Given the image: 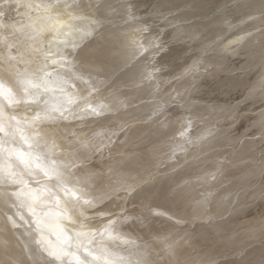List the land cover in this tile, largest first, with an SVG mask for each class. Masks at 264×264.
<instances>
[{
  "label": "rangeland",
  "instance_id": "1",
  "mask_svg": "<svg viewBox=\"0 0 264 264\" xmlns=\"http://www.w3.org/2000/svg\"><path fill=\"white\" fill-rule=\"evenodd\" d=\"M35 5L42 9L37 10ZM59 6V9L66 10L69 17L65 22L68 27L64 24V28L54 32L40 28L22 31L24 22L37 19L40 12L49 14ZM106 42L108 45L105 46ZM36 54L42 62L38 71H46L42 70L41 77H46L44 82L56 85L54 91L60 88L67 90L61 96L59 108L50 112V118L41 121L56 129L53 136L56 145L58 142L64 143H58L60 145L53 152H57L55 156L58 154L67 158L64 160L68 163L66 166H72H67V176L81 179V175L92 174L88 176L91 178L88 182L86 176L85 182L81 179L83 183L77 185L81 202L78 201L79 206L76 202V208L82 207L83 210L78 209V215L89 222V227L100 224L99 227L106 231L105 237H102L104 243L102 238L98 240L99 248L106 247L104 251L108 255L125 261V264H264V132L258 135L250 133L249 136L246 132L254 128V116L259 111L264 112V0H0V63L6 61L28 70L27 65ZM35 77L32 74L29 79L39 85L45 84ZM255 82L259 90L248 96L254 89L249 84ZM43 89V95L47 97H39L36 102H46L48 97H52L48 88ZM248 108L250 110L246 111ZM184 117L201 120L203 129L199 130L206 133V138L204 136L199 143L209 138L213 142L223 140L212 150L214 153L203 152L198 145L189 148L178 146L177 140L182 131L177 129V125ZM156 122L161 123L159 133L155 132ZM21 129L24 127L16 133L3 131L0 143L12 139L16 144L29 148L34 140L28 138L23 142ZM195 129L198 130V127ZM245 132L247 136L240 142L246 139L250 144L242 146L241 159L232 160L242 167L238 165L241 168L239 173L235 177H231L230 173L231 180L228 176L226 178V173L232 170L230 166V170L226 169L228 172H220L217 176V180L225 182L222 185L219 181L222 187L235 185V190L225 197L228 202L219 210L207 212L209 215L200 214L199 211L195 215V208L200 206L202 211L201 204L206 198L209 200L219 195L221 187L215 191L216 187L202 188L203 184H192L188 178L191 172H187L183 168L184 163L180 162L209 156L210 164L223 157L224 153L227 155L235 145L230 141ZM226 139L228 142L224 143ZM240 142L234 152L241 149ZM158 146L164 151L159 155L150 153ZM192 150L195 156L191 160L183 159ZM141 153L143 156L138 157ZM136 163L141 169L135 171L129 166H137ZM133 171L135 176L131 174ZM137 172L147 174V177ZM106 174L111 178L108 179ZM122 175L127 176L124 178ZM17 176L4 179V182L11 183ZM219 176H225V179ZM101 177L109 190H104ZM90 180L94 182L90 183ZM117 180L124 185L127 182L133 184L126 187ZM93 183L103 186L100 187L103 190L98 186L94 188ZM84 193L86 199L82 197ZM169 193H182L185 199L177 219L175 215L168 214L178 208L170 205ZM136 194L147 200H138ZM95 195L98 196L97 200ZM100 196H103L102 199ZM90 198L96 202L90 201ZM86 203L94 211L88 210ZM5 208L16 211L12 206L0 204V211ZM84 210L87 214H83ZM183 214H187V218L183 219ZM189 214L197 218H190ZM107 217L112 218L109 220ZM112 219L115 223L123 224L121 231L118 228L120 224L114 229L116 225ZM108 222L111 228L107 227ZM116 229L121 233L114 232ZM143 229H147V232ZM138 230L142 234H138ZM188 231H191L190 235ZM128 234L132 237L128 236L127 240ZM136 237L140 238L138 242ZM118 238H125L126 242H122V239L117 241ZM113 242L115 245L119 243L121 253ZM153 242L163 245L158 244L159 249L157 243ZM142 249L145 251L142 252ZM165 249H170L171 253L168 254ZM70 261L69 264L77 263L73 259Z\"/></svg>",
  "mask_w": 264,
  "mask_h": 264
},
{
  "label": "bare ground",
  "instance_id": "2",
  "mask_svg": "<svg viewBox=\"0 0 264 264\" xmlns=\"http://www.w3.org/2000/svg\"><path fill=\"white\" fill-rule=\"evenodd\" d=\"M39 5L43 6L41 4H39ZM40 6H38V5L36 6L35 5L37 10H41L42 9V7H40ZM59 8H61V7L59 6L58 8H56L54 11H52L49 14L46 13V12L38 13V15L36 16L37 19H32V20H28V21L24 22V24H23L24 26H22V28H21L22 31L26 30L27 32H29V31H31V30H33L35 28L46 29V30H50V31H53V32L56 31V30H60V28L63 27L64 24L66 25L65 22H67L69 17L66 15V12H65L66 10L63 9L64 7L62 8L63 10H61ZM69 26H71V25L69 24ZM66 27H68V26L66 25ZM66 29H65V31H66ZM103 45H104V43H103ZM106 45H108L107 42L105 43V46ZM41 64H42V62H41L39 56H37V54L34 56L33 61H31V63L27 65V66H29L28 70H27V68H24L25 70H22L23 69L22 67L16 66V65H14L12 63H7L6 61L0 63V136L3 134V131H5V132L9 131L11 133H16V132H18L20 130L21 127H24V129H21V131H23L22 132L23 142L26 141L28 138L34 140V143L31 144V146L29 148H25V145H23V144H16L15 140H12V139H10L6 143L5 142H1L0 143V204H7L8 206H12L13 208H16V211H12V212L9 211V210L7 211V208L2 209L0 211V264H64V263L65 264H69V262H72V261H70L72 259L74 261L75 260L77 261V263L74 262L72 264H125V261L119 260V259H117L115 257H112V256L108 255L109 253L104 251V250H106L105 249L106 247L105 248H103L104 246H102V248L98 247V245L100 243V242L98 243V240L100 238H102V237H105L104 235H105L106 231H104V228L101 229V227H99L100 224H94V223H93L94 225L89 227L88 226L89 222L86 221L85 219H82L81 215L80 216L78 215V209L81 206L79 208L78 207L76 208V204H77L76 202H78V201L81 202L79 200V198H81L80 197L81 193L79 192L80 195L78 196V193H77L78 192L77 191L78 187H77V185L82 184L83 182H81V179H83L82 181H84V179L86 178L87 175L86 176L81 175V176H83V178H81V176H80L81 179H75V177H74V179H72V177L70 178L69 176H67V174H66L68 172L67 169H69L68 167H72V166L67 165L68 166L67 167L66 164H68V163L66 161H64V160H67V158H65L64 156L60 157L58 154H57V156H55L54 154H56L57 152L56 153L53 152V150L55 148H58V146L60 144L64 145V143L62 144V142H58L60 144L58 145V143H57V145H56V143H54L55 140H53V138H54L53 136L57 132L56 129H54L53 127L51 128L49 125H45V123L41 121L43 119L50 118L51 117L50 116L51 115L50 112L53 111V110H57L59 108L61 96H63V94H65L67 92V90L64 89V88H60L59 91L58 90L54 91L53 88H55L56 85H53L52 83H47L46 84L44 82L46 80V77H45V79L41 77L43 75V71L44 70L40 69V71H38V69L41 67ZM44 72H46V71H44ZM32 74H35L36 77L41 82H44L45 84L39 85L37 82L31 81L29 78H30V76H32ZM148 76H151V73H148ZM40 78H42V79H40ZM49 85H51L50 88H49ZM249 85L253 86L254 89H253V91L249 92L248 96L253 94L255 92V90H257V91L259 90V89H257L258 83L255 82V83H252V84H249ZM43 88H48V90L52 92V97L53 98L52 97L51 98L48 97L49 99L47 98L46 102H44V101L43 102H36V99L39 98V97H47L46 95H43V90H44ZM245 97H247V96H245ZM17 102H19V104H16ZM154 106H155V104H154ZM247 110L249 111L250 108L246 109V111ZM254 118H256V120L252 122L253 125H254V128H251V129L249 128L250 130L246 131L248 136H249L250 133L252 135H255V134L258 135V134H262V132H264V127H263L264 126V112L263 111H259L254 116ZM158 120H159V118H158ZM248 120H249V118H247L246 121H248ZM127 122H129V121H127ZM159 123L156 122V124H155V127H156L155 128V132L156 133H159V131H158ZM150 124H152V123H150ZM153 124H154V122H153ZM194 124L197 125L196 127L195 126L194 127L195 128L198 127V130L195 129L193 126L191 127V125H194ZM200 124H202L201 120L190 119L189 117L182 118L181 122H179L178 125H177V129L182 131L181 135L179 136V138L177 140V142L179 141V145L178 146L180 148H183V147L189 148V147H192L194 145H198L199 150L202 149L203 152L211 151L210 154H212V153L215 152V151H212V150H214V148H216V146L218 144H221L223 140H220L221 142H213L209 138V139H206L204 141V143H202V144L199 143L200 140L206 135V133H204L203 131L199 130V129H203V127H201ZM189 125H190L191 128H189ZM247 127H249V126L247 125ZM246 130H248V128ZM133 132H135V131H133ZM246 132L243 133V134H240L235 140H231L230 141V142H232V144H235V145L232 146V149H230V151H229V153H227V155H226V153H224L223 157L225 155L227 157H224V158L221 157L218 160L216 159L214 162H211L210 164H209V162L211 161V157H209V156H206V157H203L201 159L194 160V161L180 162V163H184L182 165H183V168H185V170H187V172L188 171L191 172L190 176L188 178H189V180H191L192 184H194V185H197V184H203L204 185L205 184L204 186L202 185V188H204V187L207 188L208 186L216 187V188H214L215 191H218V189L220 190V188H218V187L219 186L221 187V190H220L221 192H218L219 195L212 196V198L209 197L210 198L209 200H207L206 197L203 198V199L206 198L205 202L207 204H205V202H204L206 207H204V204H201L203 206V208H204V209L202 208V211H200L201 210L200 206H199V208L196 207L195 208L196 209L195 215H196V212H198V211L200 212V214H202V213L205 214L206 213V215H207L208 214L207 212L212 213V212H214L216 210H219L220 208H222L223 205L226 204V202H228L225 199V197L227 195L231 194L235 190V185L227 187V188H224V187H222V185L225 182L220 181L221 179L217 180V176L219 175L220 172H222V173L228 172L231 167H232V170L229 171V173H226L227 174L226 178L228 176V179H230V177H229L231 175L230 173H232L231 177H233V175L235 177V175H237V173H239V171H240V169L242 167L240 166V164H237V162H232V160L235 161V158L241 159L242 156H243V155L240 156V154H242V152H241L242 146L243 145L245 146L246 144L247 145L250 144V143L248 144V142H250V141H247L246 139L243 140L242 143L240 142L245 136H247ZM31 136H33V138H31ZM254 137H256V136H254ZM204 138H206V136ZM104 139H105V136H104ZM153 139H154V137H153ZM162 140H163V138H162ZM254 141H255V139H254ZM227 142H228L227 139L224 140V143H227ZM239 142L241 143L240 144L241 145V149L239 151H237V152H234L233 150L238 148ZM155 143H156V141H155ZM261 143H262V141H261ZM77 145H78V143H77ZM202 145H204V146L202 147ZM61 147H60V149H61ZM75 147H76V145H75ZM75 147H73L74 148L73 150H75ZM248 147L250 148V146H248ZM258 147L259 146H257V148ZM67 148H69V147H67ZM135 148L133 150H135ZM63 149H66V147L63 148ZM68 150H70V149H68ZM139 150H141V149H139ZM161 151H162V147L158 146V148H155V149L151 150L150 153H152L154 155H159ZM262 151H264V150H262ZM130 152L131 151H129V154H131ZM189 152H190V150H189ZM193 153H195L194 150H192V153H189L188 155L185 154L186 156L183 155L184 158L183 157L182 158L186 159V160H191L195 156V155H193ZM260 155H261V153H260ZM142 156L143 155L141 153V156H138V157H142ZM252 156H253V154H252ZM145 157H146V155H145ZM164 157H168V156H164ZM252 159H253V157H252ZM70 160H72V159H70ZM208 160H209V162H208ZM254 160H256V159H254ZM260 161H261V158H260ZM77 162H76L75 166L78 165ZM80 162H82V161L80 160ZM206 162H208V164L203 167V164L204 163L206 164ZM262 163H264V162H262ZM138 164H139V162H138ZM166 164H167V162H166ZM136 165H137V163H136ZM255 166H257V165H255ZM73 167H74V165H73ZM129 167L131 169H135V171H136V169L140 168V166H138V165L137 166H132V167L129 166ZM74 168L76 169V167H74ZM228 168H229V170L226 171V169H228ZM71 169L69 171H71ZM77 169H79V168H77ZM144 169H146V168H144ZM251 169H253V168H251ZM262 169H263V167H262ZM74 170H72V172H74ZM223 171H225V172H223ZM12 172H14V175L12 174ZM75 172H78V171H75ZM251 172H252V170H251ZM254 172L252 174H254V176H256L255 175L256 173H254ZM132 173L134 174V171L131 172V174ZM222 173H221V175H222ZM244 173H246V172H244ZM121 174H123V173H120V175ZM133 174H132V176H135V174L134 175ZM257 174H259V172ZM110 175H111V173H110ZM114 175L115 174H113L112 177ZM140 175H141V173H140ZM146 175H143L142 177L146 178L147 177ZM14 176H17V179H14V181H12L11 183H5L6 181L4 182V179L5 180L6 179H10V178H12ZM88 176H87V179H88L87 182L89 181V179H91ZM90 176H92V174ZM97 176L99 177L100 175H97ZM105 176H107V174ZM254 176H253V178H254ZM98 177H97V179H98ZM102 177H104V175ZM102 177H101V180L103 179V182H102V184H103L105 179L102 178ZM118 177L120 178V176H118ZM123 177H121V179ZM136 177H137V175H136ZM176 177H177V175H176ZM224 177H220V178H224ZM238 177H239V175H238ZM77 178H79V176ZM107 178H108V176H107ZM110 178L111 177L109 176L108 179H110ZM116 178H117V175H116ZM116 178L113 179V180L115 181ZM94 179H96V178H94ZM129 179H127V180L125 179V180L128 181ZM93 180H90V183ZM121 181H124V179L121 180ZM121 181H118V183L121 182ZM219 181H220V183H222V185L219 183ZM227 182H229V181L227 180ZM208 183H210V184L207 185ZM86 184L88 185V183H86ZM115 184H116V182H115ZM121 184H122V182H121ZM132 184L133 183L130 184V182L128 184V182H127V184H125V185L127 187L128 185L130 186ZM90 185H89V188H90ZM99 185L100 184L95 185V183H93L92 186L93 187L95 186L94 188H96V186H98L99 188L104 186V184H103V186H99ZM108 185H107V187H108ZM122 185H124V184H122ZM75 186L77 187V189L71 188V187H75ZM84 186H86V185H84ZM92 186H91V189H92ZM105 186H104V190H106V189L109 190V188H106ZM225 187H226V185H225ZM84 188H87V186L84 187ZM84 188H82V189H84ZM88 189H86V190H88ZM100 189H102V188H100ZM110 189H111V187H110ZM197 189H200V188H197ZM108 190H107V192H108ZM81 192H82V190H81ZM259 192H260V190H259ZM93 193H95V192H93ZM151 193H153V192H151ZM155 193H157V192H155ZM87 194H88V192L86 193V195ZM137 194H139V192H137ZM137 194H136V197L138 196ZM167 194L168 193L166 192V195ZM181 194L176 193L175 195H172V193H169L170 197L167 196L168 198H170V199L167 198L169 200L170 205L172 207L173 206L178 207L176 209H172L173 211L170 210L172 213H168L169 215H175L174 217H176L178 215L179 216L181 215L180 214L181 213V209L184 207L183 203H184V200H185L182 197L183 195H181ZM187 194H189V193H187ZM84 195H85V193L82 195L83 198L86 197V196L84 197ZM88 195H87V197H88ZM97 195H99V194H97ZM97 195H95V196H97ZM113 195L115 197V191H114ZM148 195L150 197V194H148ZM148 195H146V196H148ZM156 195L157 194H155V197L158 198L157 196L159 195V193H158L157 196ZM189 195H191V194H189ZM110 196H112V195H110ZM199 196H201V198H202V195H199ZM102 197H101V199H102ZM160 197H161V195L159 196V198ZM97 198H98V196L96 197V200H97ZM137 198H138V200H142L143 199V197L142 198L137 197ZM152 198H154V197H152ZM154 199H150V200H154ZM203 199H202V201H203ZM93 200H94V198H93ZM93 200H91V198H90V201H93ZM109 200H110V197H109ZM143 200H147V198H145ZM143 200H142V202H143ZM100 201H102V200H100ZM229 201H231V200H229ZM79 202H78V206H79ZM83 202H84V200H83ZM88 202H89V200H88ZM210 204H212V205H210ZM86 205H87V203L85 204V206ZM211 206H213V208H210ZM87 207H88V205H87ZM81 208H80V210H83ZM84 208L87 211V208L86 207H84ZM89 209L90 208L88 207V210ZM91 209H93V208H91ZM195 209H193V210H195ZM84 211H83V214L84 213L87 214V212L86 211L84 212ZM91 211H94V210H91ZM187 211H186V213H187ZM89 212L90 211H88V213ZM81 214H82V212H81ZM184 215L185 214H183L184 218L181 216L183 219H185V217L188 216L187 214H186V216H184ZM193 215L194 214L190 215V218H194L195 215L194 216ZM213 215H211V216H213ZM82 216H84V215H82ZM89 216H93V214L92 215L90 214ZM97 216H99V215H97ZM87 217H88V215L85 218H87ZM203 217H205V216H203ZM93 218H95V217L93 216ZM109 218L111 219L112 217H107V219H109ZM179 218L180 217H178V219ZM196 218H197V216H196ZM196 218H194V219H196ZM201 218H202V216H201ZM115 219H117V218H114V220ZM175 219H177V217ZM211 220H213V219H211ZM112 221H113V219H112ZM112 221H110V222H112ZM103 222H105V221H103ZM110 222H108L107 224L109 225ZM113 222L115 223V221H113ZM107 224H106V226H107ZM119 224L120 223H115L116 227H114V229L117 228V225H119ZM112 225H114V224H112ZM120 225L121 226L118 227L119 230H120V227L123 226V224L121 223ZM110 226L111 225H109L107 227H110ZM174 226L176 227V225H174ZM221 227H220V229H221ZM253 228H255V227H253ZM121 229H123V228H121ZM110 230L112 231V229H110ZM108 231H109V228L107 230V233H108ZM115 231H118V230L116 229V230H114V232ZM120 231H118V232H120ZM143 231L147 232V229L146 230L143 229ZM124 232H126V230ZM139 232L140 231L138 230L137 233L138 234H142V233H139ZM181 232H183V231H181ZM190 232H189V235H190ZM122 233H123V231H122ZM212 233H214V232H212ZM114 234H116V233H114ZM114 234L112 233L111 235H114ZM117 234H118V236H120L119 233H117ZM109 235H110V231H109ZM143 235H145V234H143ZM128 236H131V235L128 234L126 236L127 240H128ZM133 236H134V234H133ZM123 237H124V235H123ZM253 237H255V236H253ZM108 238L110 239V236ZM136 238H137V242H138V239H140V238H138V237H136ZM186 238H187V236H186ZM244 238H245V236H244ZM103 239L104 238H102V241H103ZM112 239H113V236H112ZM124 239H122L123 240L122 242H126V241H124ZM135 239H134V241H135ZM189 239H190V237H189ZM110 240H108V243L109 242L111 243ZM120 240H119V238L117 239V241H120ZM215 240H216V237H215ZM215 240H213V241H215ZM100 241H101V239H100ZM197 241H199V240H197ZM114 242H116V240ZM200 242H201V240H200ZM103 243H104V241H103ZM127 243H128V245H130L129 241ZM139 243H140V241H139ZM153 243L151 244L152 246L154 244H156L157 242L154 243V244ZM183 243H184V241H183ZM117 244H119V243H116V245L114 243V245L117 246L116 248L118 249V245ZM158 244H160V243H157L156 246ZM101 245H102V243H101ZM110 245H108V246L111 247ZM160 245H163V243H161ZM165 245H167V244H165ZM144 246H146V245H144ZM144 246H143V248H144ZM169 246H172V245L169 244ZM146 247L144 249H147ZM120 248L122 249L123 247H120ZM148 248H149V246H148ZM158 248H159V245H158ZM189 248H190V246H189ZM110 249H113V248L111 247ZM144 249H142V252L145 251ZM156 249H157V247H156ZM166 249H167V247H166ZM175 249H177V248H175ZM126 250L128 251L127 248H126ZM161 250H163V248ZM169 250H166V251H168V254L170 252ZM119 252H120V250H119ZM146 252H148V251L146 250ZM163 252H164V250L162 251V253ZM187 252H189V251H187ZM112 253H110V254H112ZM116 253L118 254V251H116ZM144 254L146 255L147 253L144 252ZM200 254H201V252H200ZM126 255H124V256H126ZM120 257H121V255H120ZM164 259H165V257H164ZM198 262H201V261H198ZM208 263H206V264H208Z\"/></svg>",
  "mask_w": 264,
  "mask_h": 264
}]
</instances>
